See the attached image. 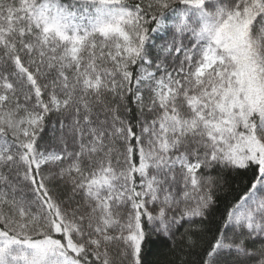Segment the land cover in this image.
Wrapping results in <instances>:
<instances>
[{
  "label": "snow or ice",
  "instance_id": "1",
  "mask_svg": "<svg viewBox=\"0 0 264 264\" xmlns=\"http://www.w3.org/2000/svg\"><path fill=\"white\" fill-rule=\"evenodd\" d=\"M0 264H264V0H0Z\"/></svg>",
  "mask_w": 264,
  "mask_h": 264
},
{
  "label": "trees",
  "instance_id": "2",
  "mask_svg": "<svg viewBox=\"0 0 264 264\" xmlns=\"http://www.w3.org/2000/svg\"><path fill=\"white\" fill-rule=\"evenodd\" d=\"M244 182H246V181H242L240 179H236V180L230 179L229 184L218 193V196L220 198L221 210H223V206L225 203L233 202L234 198L237 195L243 194L242 189H243V183ZM149 247H152V245L149 244Z\"/></svg>",
  "mask_w": 264,
  "mask_h": 264
}]
</instances>
